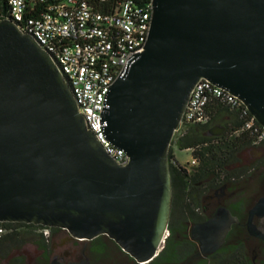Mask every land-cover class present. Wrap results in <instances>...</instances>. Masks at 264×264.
Wrapping results in <instances>:
<instances>
[{
  "label": "water",
  "instance_id": "95a60500",
  "mask_svg": "<svg viewBox=\"0 0 264 264\" xmlns=\"http://www.w3.org/2000/svg\"><path fill=\"white\" fill-rule=\"evenodd\" d=\"M208 79L240 98L264 125V0H154L144 50L108 94V139L119 165L87 129L52 56L12 20L0 19V222L107 234L137 261L153 259L173 202L169 148L191 92ZM264 216V196L248 222ZM231 221L198 225L203 250Z\"/></svg>",
  "mask_w": 264,
  "mask_h": 264
},
{
  "label": "flooded vegetation",
  "instance_id": "af4514ba",
  "mask_svg": "<svg viewBox=\"0 0 264 264\" xmlns=\"http://www.w3.org/2000/svg\"><path fill=\"white\" fill-rule=\"evenodd\" d=\"M237 121L223 109L208 123L194 125L185 143L195 150L217 147L235 134ZM215 162L209 168L200 162L182 178L172 175L170 234L149 261H137L107 234L85 239L62 227L11 222L0 236V264H264V239L248 227L252 208L264 196V142ZM216 216L228 218L230 229L217 250L205 253L197 227ZM253 223L264 233V216H254Z\"/></svg>",
  "mask_w": 264,
  "mask_h": 264
},
{
  "label": "built area",
  "instance_id": "2783aa9c",
  "mask_svg": "<svg viewBox=\"0 0 264 264\" xmlns=\"http://www.w3.org/2000/svg\"><path fill=\"white\" fill-rule=\"evenodd\" d=\"M153 11L154 0H0V19L12 20L52 56L72 90L87 129L123 166L130 157L108 139L104 113L112 85L144 50ZM221 106L237 117L240 126L235 135L246 133L253 146L264 142V125L245 103L225 88L201 79L191 92L170 144L173 165L189 170L200 163V158L193 155L194 148H187L192 157L184 164L176 159L175 150L190 127L208 123L220 113L215 108ZM4 223L11 222H0V236L7 231ZM169 234L167 230L160 248Z\"/></svg>",
  "mask_w": 264,
  "mask_h": 264
},
{
  "label": "trees",
  "instance_id": "16d2710c",
  "mask_svg": "<svg viewBox=\"0 0 264 264\" xmlns=\"http://www.w3.org/2000/svg\"><path fill=\"white\" fill-rule=\"evenodd\" d=\"M216 111L219 113V111H222L226 108H223L222 106L220 108L216 107ZM218 115V114H217ZM216 116V115H215ZM239 122L237 121L236 124L232 125V132H235L237 128L239 127ZM194 132L193 126L188 129L184 137L181 139L180 148L181 149H187V148H193L191 143H185L187 139L190 140L191 134ZM184 142V143H183ZM249 144V140L247 139L246 133H241L240 135H233L231 137H228L227 139L223 140L222 144L217 147H205L201 148L199 150L193 151L194 156H198L200 158L201 165L205 168L212 167L216 162L215 160L220 157H227L233 155L234 152H236L240 147H243L245 145ZM170 160L172 158L171 154L169 155ZM171 163V161H170ZM186 172L185 169L180 168L178 166H174L171 163V173L172 175H176L177 177L182 178V173ZM7 225V223H4ZM236 264H239L238 261Z\"/></svg>",
  "mask_w": 264,
  "mask_h": 264
},
{
  "label": "rangeland",
  "instance_id": "374dc122",
  "mask_svg": "<svg viewBox=\"0 0 264 264\" xmlns=\"http://www.w3.org/2000/svg\"><path fill=\"white\" fill-rule=\"evenodd\" d=\"M175 157L181 164H184L187 161H190L192 157V151L189 149H181L177 147L175 150Z\"/></svg>",
  "mask_w": 264,
  "mask_h": 264
}]
</instances>
